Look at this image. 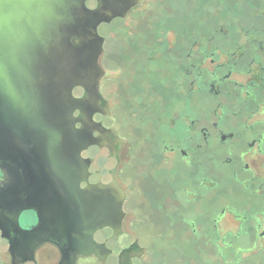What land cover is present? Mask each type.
I'll use <instances>...</instances> for the list:
<instances>
[{
    "label": "flooded vegetation",
    "instance_id": "1",
    "mask_svg": "<svg viewBox=\"0 0 264 264\" xmlns=\"http://www.w3.org/2000/svg\"><path fill=\"white\" fill-rule=\"evenodd\" d=\"M123 1L78 184L0 87V264H264V0Z\"/></svg>",
    "mask_w": 264,
    "mask_h": 264
},
{
    "label": "water",
    "instance_id": "2",
    "mask_svg": "<svg viewBox=\"0 0 264 264\" xmlns=\"http://www.w3.org/2000/svg\"><path fill=\"white\" fill-rule=\"evenodd\" d=\"M86 1L0 0V87L12 97L17 91L21 103L33 107L43 142L53 144L43 152L54 153L60 175L67 173L69 161L70 167L75 165L76 184L85 174L80 152L98 143L84 130L93 126L94 109L103 106L96 91L102 53L97 27L120 15L119 0H96L94 10L86 8ZM128 1H123L125 10L131 6ZM76 88L83 91L80 98L72 95ZM76 192L84 203L85 193Z\"/></svg>",
    "mask_w": 264,
    "mask_h": 264
},
{
    "label": "rangeland",
    "instance_id": "3",
    "mask_svg": "<svg viewBox=\"0 0 264 264\" xmlns=\"http://www.w3.org/2000/svg\"><path fill=\"white\" fill-rule=\"evenodd\" d=\"M115 47H116V39H114V44H113V49H115ZM111 77H114L113 75L111 76ZM113 105V104H112ZM114 109V113H116V111H115V108H113ZM113 113V114H114ZM116 123H117V118H116V116L114 115L113 116V118H110L109 120H108V124H112V125H116ZM186 249L188 250L189 248L188 247H186ZM209 260L210 261H212L213 262V260L211 259V258H209ZM246 260V259H245ZM245 260H243V262L242 263H240V264H249V261H245ZM165 261H167L166 259L164 260V262ZM184 261V260H183ZM183 261H181V262H179V263H176V264H184L183 263ZM190 261V260H189ZM212 262H209V264H213ZM191 263V262H190ZM203 263V261L202 260H198L197 262H195V263H192V264H202Z\"/></svg>",
    "mask_w": 264,
    "mask_h": 264
}]
</instances>
